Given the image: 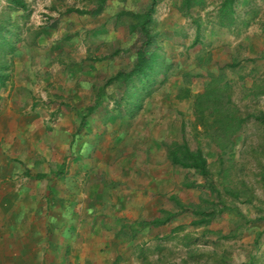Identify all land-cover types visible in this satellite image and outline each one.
Instances as JSON below:
<instances>
[{"label": "rangeland", "instance_id": "obj_1", "mask_svg": "<svg viewBox=\"0 0 264 264\" xmlns=\"http://www.w3.org/2000/svg\"><path fill=\"white\" fill-rule=\"evenodd\" d=\"M23 1L25 11L0 0V72L13 66L14 52L25 50L26 95L35 100L25 114L38 107L55 115L51 99L65 104L85 88L94 107L102 99L109 114L135 120L150 101L169 94L174 106L165 112L182 122L165 143L168 154L189 148L206 159L207 176L180 167L189 182L178 197L177 221L141 246V264H264V122L255 118L264 114V0H237L231 26L217 23L221 0L188 9L184 0H156L152 70L128 82L111 78L134 65L152 0ZM70 8L87 12L67 13ZM207 87L217 90L224 115L244 118L239 129L226 131L231 144L223 150L211 139L220 134L212 129V103L202 123L194 111ZM199 212L212 215L199 222Z\"/></svg>", "mask_w": 264, "mask_h": 264}, {"label": "crops", "instance_id": "obj_2", "mask_svg": "<svg viewBox=\"0 0 264 264\" xmlns=\"http://www.w3.org/2000/svg\"><path fill=\"white\" fill-rule=\"evenodd\" d=\"M10 59L0 72V264H141V246L177 221L189 182L165 148L182 122L165 112L171 96L133 121L102 99L94 107L85 88L51 99L55 115L25 114L35 102L25 50Z\"/></svg>", "mask_w": 264, "mask_h": 264}, {"label": "trees", "instance_id": "obj_3", "mask_svg": "<svg viewBox=\"0 0 264 264\" xmlns=\"http://www.w3.org/2000/svg\"><path fill=\"white\" fill-rule=\"evenodd\" d=\"M104 1V0H101ZM9 4L12 7H19L25 11V2L23 0H8ZM201 0H184V5L188 8L193 3H200ZM156 0H152V6L149 10L142 16V21L140 23V37L141 42L136 49V61L132 68L129 71H118L111 79L119 80L121 82H128L134 76H139L140 78L148 77L150 71L152 70V65L154 64L151 53L148 48L155 43L156 33L151 29L150 23L152 22V12L154 10V5ZM236 4L237 0H221L218 5V14H217V23L221 26H231L235 24L236 21ZM67 13L76 12V13H85L87 11L80 10L76 8L67 9ZM3 23H0V26L3 27ZM11 34V33H9ZM8 51L13 52L14 43L11 40L7 41ZM214 82H217L215 79ZM218 96L217 90H213L211 87H207V92L198 96V101L195 102L194 111L198 118L199 123H202L204 120L205 108L209 107V103H212L213 114L217 117L214 120V125L212 129L214 131L219 130L220 134L211 136L212 141L215 143L219 150L227 148L231 144V136L226 133L227 130L234 131L239 129L241 123L244 121V118H241L237 115H224V111L220 110L223 106V103L220 100H215ZM91 108H89V111ZM199 115V117H198ZM228 115V116H227ZM257 120L264 122V114H259L255 116ZM170 158L175 165H179L184 168H192L197 170L200 175L207 176L209 174L207 168V162L204 158L202 151L195 150L192 151L189 148H185L183 152L178 155L174 152L170 153ZM196 216H200L201 219L199 222H204L206 216H211V212H199L195 213Z\"/></svg>", "mask_w": 264, "mask_h": 264}]
</instances>
